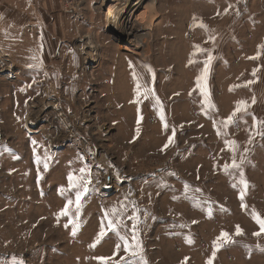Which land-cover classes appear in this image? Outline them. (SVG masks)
Wrapping results in <instances>:
<instances>
[{"label": "rangeland", "instance_id": "374dc122", "mask_svg": "<svg viewBox=\"0 0 264 264\" xmlns=\"http://www.w3.org/2000/svg\"><path fill=\"white\" fill-rule=\"evenodd\" d=\"M36 1L0 22V264H264V0Z\"/></svg>", "mask_w": 264, "mask_h": 264}, {"label": "crops", "instance_id": "0c3cea01", "mask_svg": "<svg viewBox=\"0 0 264 264\" xmlns=\"http://www.w3.org/2000/svg\"><path fill=\"white\" fill-rule=\"evenodd\" d=\"M3 9L0 10V22H8L18 24L19 33L23 32V28L28 21H32L33 3L37 6L36 0H17L15 8H11L12 0H2ZM1 4V2H0ZM10 37V36H9Z\"/></svg>", "mask_w": 264, "mask_h": 264}, {"label": "bare ground", "instance_id": "6f19581e", "mask_svg": "<svg viewBox=\"0 0 264 264\" xmlns=\"http://www.w3.org/2000/svg\"><path fill=\"white\" fill-rule=\"evenodd\" d=\"M108 1H110V0H108ZM120 5H122V6H121V10H125V12H126L129 16L136 12L134 6L132 5V3H130L129 0H122V1L120 2ZM143 15H145V14L143 13ZM142 18H145V16H143ZM140 19H141V17H140Z\"/></svg>", "mask_w": 264, "mask_h": 264}, {"label": "snow or ice", "instance_id": "6c2138e0", "mask_svg": "<svg viewBox=\"0 0 264 264\" xmlns=\"http://www.w3.org/2000/svg\"><path fill=\"white\" fill-rule=\"evenodd\" d=\"M69 179L71 180V177H69ZM261 228H262V230H264V221H261ZM239 232H240V229H239V226H237V234H239ZM257 235L259 234V233H256ZM222 236H227V233H222Z\"/></svg>", "mask_w": 264, "mask_h": 264}]
</instances>
